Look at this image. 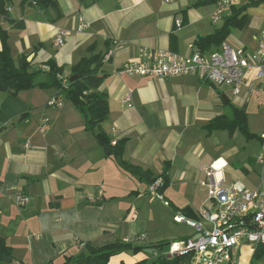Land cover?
<instances>
[{"label": "crops", "instance_id": "0c3cea01", "mask_svg": "<svg viewBox=\"0 0 264 264\" xmlns=\"http://www.w3.org/2000/svg\"><path fill=\"white\" fill-rule=\"evenodd\" d=\"M57 3L62 16L48 21V15L54 18L52 11L43 14L32 5L21 7V0L13 1L10 15L22 20L23 26L18 29L3 22L2 27L8 31L14 60L24 55L27 61L31 57L39 66L52 58L69 76L72 65L81 58L108 53L110 58L102 66L104 78L98 88L108 101V114L102 126L112 142L123 140V160L148 171L152 178H167L162 196L168 207L186 219L195 220L209 195V187L201 184L205 177L203 169L212 164L224 165L215 177L221 178L225 187L234 184L247 190L261 187L253 172L262 180L264 166L256 157L238 158V150L225 145L226 136L232 140L235 132L229 136L223 129L208 128L216 117L228 115L227 107L231 111L232 107L243 106L247 112L250 99L261 97L263 102L264 90L257 93L248 87L254 79L252 72L238 95L227 87L229 94L224 95L221 87L193 75L160 79L120 73L122 64L141 60L142 50H171L182 55L198 50L196 40L214 33L223 24V18L215 23L211 20L213 2L57 0ZM249 11L236 48L253 55L262 27L256 28L254 15L249 16ZM228 14L229 9L224 12ZM176 20L180 25H176ZM80 21L89 24L83 32L76 31ZM60 30L68 31V35L58 47L53 39ZM224 42L227 43V38ZM213 49L211 46L207 50ZM36 90L41 89L32 88L16 95L0 92V236L13 247L15 264H63L66 256L80 252L81 243L103 246L138 237L129 231L126 219L133 209L139 210L134 204L137 200L149 197L145 181L129 176L117 166L93 134L84 129V116L71 101L48 111L49 107L43 108L45 102L39 104ZM127 93L131 96V107L121 102ZM43 119L46 122L42 128ZM261 147L263 151L262 144ZM241 161L244 162L240 166H235ZM199 187L205 192L203 200L195 194ZM17 193L29 197L25 206L14 203ZM124 202L130 205L129 214ZM183 208L193 211L196 217L184 214ZM134 213L136 216L137 212ZM177 224L188 226L184 222ZM190 230L187 235H174L166 240L142 233L146 235L145 241L134 245L149 247L186 239L193 234ZM153 254L126 250L111 257L107 264H152L156 258V253ZM234 264H264V255L254 257V248L243 245Z\"/></svg>", "mask_w": 264, "mask_h": 264}, {"label": "built area", "instance_id": "2783aa9c", "mask_svg": "<svg viewBox=\"0 0 264 264\" xmlns=\"http://www.w3.org/2000/svg\"><path fill=\"white\" fill-rule=\"evenodd\" d=\"M174 1L163 0L166 4ZM245 1L247 0H213L215 8L211 14L212 22L221 20L225 10L230 6ZM260 3H264V0H260ZM176 25H180L179 20H176ZM88 26V23L80 21L76 31L83 32ZM67 35L68 31L60 30L54 36V45L62 46ZM109 58L108 53L102 57L103 65L109 61ZM253 70L256 71L254 79L248 87L258 93L264 90V25L258 34L253 55L247 54L243 48H234L226 42H222L217 49L207 52L196 50L188 55L171 50H142L141 60L122 64L120 73L128 77L153 76L160 79L193 75L213 86L228 87L234 95H238L246 77ZM256 83H258L257 87L254 86ZM121 102L131 107L130 94H125ZM59 105L60 102L55 97L46 104L47 107ZM45 122V119L41 121L42 128ZM262 138L264 140V135ZM25 147L28 148L29 144L26 143ZM256 161L264 166V148ZM223 168V164L218 166L212 164L203 169L205 177L201 184L209 187L212 209L209 208L210 206L201 209L195 220L177 214L175 222L186 223L193 230V234L186 239L172 241L164 256L168 258L189 256L188 264H234L241 246L248 245L254 248L264 244V177L261 180V187L255 190H247L236 184L225 187L222 179L215 177L216 172ZM161 183V179L158 178L148 186L147 194L152 199L163 200L162 194L157 190ZM13 200L18 207H23L29 202V197L17 193ZM145 239L146 235L141 234L133 240L128 239L124 242L135 243Z\"/></svg>", "mask_w": 264, "mask_h": 264}, {"label": "trees", "instance_id": "16d2710c", "mask_svg": "<svg viewBox=\"0 0 264 264\" xmlns=\"http://www.w3.org/2000/svg\"><path fill=\"white\" fill-rule=\"evenodd\" d=\"M14 0H0V92H6L16 95L21 91L32 88L47 89L52 88L56 91L55 98H66L84 116V129L93 134L100 146L114 160L117 166L134 178L144 180L147 188L157 178H152L148 171H143L122 159L123 140L111 141L102 124L108 114V101L104 93L98 91L101 85L104 73L102 71V57L100 53H92L88 57H83L72 65L69 76L64 75V67L57 64L55 59H48L41 65H36L33 60L27 61L26 56L20 55L14 60L12 50L9 45L8 31L2 27L6 22L9 27L22 28L23 21L13 19L10 15V8ZM213 2V0H204ZM260 4V0H247L244 5L236 7L230 6L229 14L224 15L222 26L214 33L200 37L195 45L200 52H207L211 46L217 49L222 42L230 35L232 30H241L247 20V8ZM21 7L32 5L43 14L49 11L54 13V18L48 15V21H55L62 16L58 9L57 0H21ZM40 45H36L35 51ZM88 49H92L90 46ZM74 75L75 79L70 81ZM65 81V82H64ZM209 129H223L232 136L235 131H239L245 136H252L247 127V113L245 108L232 107L229 115L218 116L208 123ZM264 146V140L259 138ZM161 186L158 192L162 194V189L167 184V178L162 177ZM94 204L99 205L98 202ZM181 211L188 215L196 217L195 213L188 208ZM172 241H164L152 244L149 247L134 245L117 240L113 243L103 246H93L90 243H81L80 252L74 256H66L63 264H107L108 260L126 250H132L137 253L144 249L156 250V258L152 264H188L189 256H175L167 258L163 254V247L168 246ZM13 247L0 236V264H5L4 259H13ZM154 254H151V256ZM264 255V244L254 247V257ZM23 264V263H22Z\"/></svg>", "mask_w": 264, "mask_h": 264}, {"label": "rangeland", "instance_id": "374dc122", "mask_svg": "<svg viewBox=\"0 0 264 264\" xmlns=\"http://www.w3.org/2000/svg\"><path fill=\"white\" fill-rule=\"evenodd\" d=\"M238 4V3H236ZM235 4V5H236ZM250 10L251 12L250 15L253 16L254 18V24L257 26L256 28H259L262 26V23L264 24V3H260L255 6H250L247 8V11ZM250 18V17H249ZM250 20V19H249ZM260 27V28H261ZM262 29V28H261ZM240 37V30H232L230 35L227 37V43L231 45L232 47H238V38ZM237 42V43H236ZM250 48V47H249ZM15 60H17L15 58ZM29 60L31 61L32 58L30 57ZM69 72V70H67ZM255 70L252 71L251 76L252 78L255 75ZM228 88V87H227ZM226 87H221L220 90L223 91L224 95H228V91ZM55 90L52 88H47V89H41V90H36V93L39 95L38 102L39 104H44V109L46 106V103L51 99L54 98ZM50 93V95H49ZM49 97H48V95ZM47 96V97H46ZM47 98V99H46ZM46 100V101H45ZM261 97L259 99H250V102L248 103L247 106V127L248 131L252 136H245L239 131H235V135L233 136L232 140L227 138L226 136V142L225 145L231 146L236 148L239 152L238 158H247V157H258L262 153V147H261V141L259 138H261L262 135H264V99L263 102H260ZM67 99L66 98H59V102L61 105H64L66 103ZM47 107V106H46ZM46 110L51 111L53 108L49 109L47 108ZM226 111L228 115L230 114V108H226ZM228 139V140H227ZM244 161H241L239 163H235V166H240ZM255 168H258V165L255 166ZM254 175L256 176V181L259 183L261 182V179L259 175L255 172H253ZM252 184V183H250ZM253 186V185H252ZM204 190L203 188L199 187L197 192L195 193L196 195L200 196V199H204L203 196ZM180 195V193H177ZM149 197L141 198L137 200L134 204L135 206H139V210L136 211V209H133V213L131 212V209H129V204L124 202V205L128 207L125 208L126 213H130L131 216H128L126 219L129 221L127 225H129V231L133 232L134 234L141 235L142 233H146L147 235H157L162 238V240H166L171 238V236L174 235H187L191 232L190 228L186 226L185 224H177L175 222V217H176V212L168 207L164 202L166 200L163 196V200L159 199H154L152 201V197L148 195ZM151 198V199H150ZM209 195H208V201L204 203V207L202 208H211V203H210ZM212 209V208H211ZM136 213V216L134 215ZM125 213V214H126ZM135 238V237H134ZM173 238V237H172ZM132 239V238H131ZM182 240V239H181ZM174 241H180V240H175ZM168 246H164L162 251L163 254L167 252ZM5 264H15V261L12 263H5Z\"/></svg>", "mask_w": 264, "mask_h": 264}, {"label": "water", "instance_id": "95a60500", "mask_svg": "<svg viewBox=\"0 0 264 264\" xmlns=\"http://www.w3.org/2000/svg\"><path fill=\"white\" fill-rule=\"evenodd\" d=\"M75 78H76V76L70 77V81L75 79ZM226 101H227V99L225 100V102ZM143 252L147 253V254H153V253H156V250H154V249H144ZM11 261H12V259H10V258L4 259V263H11Z\"/></svg>", "mask_w": 264, "mask_h": 264}]
</instances>
